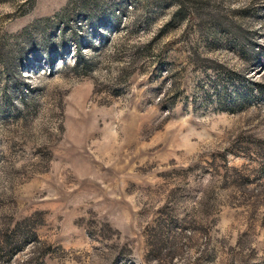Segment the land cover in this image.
Here are the masks:
<instances>
[{"label": "rangeland", "instance_id": "1", "mask_svg": "<svg viewBox=\"0 0 264 264\" xmlns=\"http://www.w3.org/2000/svg\"><path fill=\"white\" fill-rule=\"evenodd\" d=\"M0 264H264V0H0Z\"/></svg>", "mask_w": 264, "mask_h": 264}]
</instances>
